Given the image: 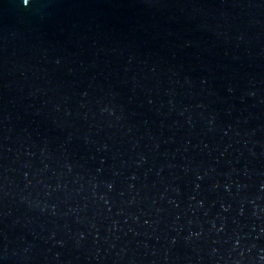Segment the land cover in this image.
Segmentation results:
<instances>
[{"label": "water", "instance_id": "water-1", "mask_svg": "<svg viewBox=\"0 0 264 264\" xmlns=\"http://www.w3.org/2000/svg\"><path fill=\"white\" fill-rule=\"evenodd\" d=\"M0 264H264V0H0Z\"/></svg>", "mask_w": 264, "mask_h": 264}]
</instances>
